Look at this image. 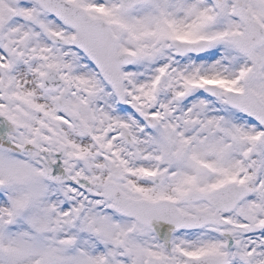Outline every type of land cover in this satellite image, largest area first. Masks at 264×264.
Here are the masks:
<instances>
[{"label":"snow or ice","instance_id":"snow-or-ice-1","mask_svg":"<svg viewBox=\"0 0 264 264\" xmlns=\"http://www.w3.org/2000/svg\"><path fill=\"white\" fill-rule=\"evenodd\" d=\"M0 264H264V0H0Z\"/></svg>","mask_w":264,"mask_h":264}]
</instances>
